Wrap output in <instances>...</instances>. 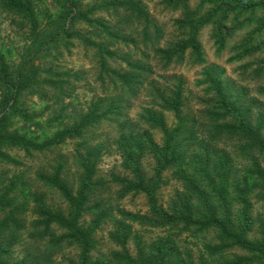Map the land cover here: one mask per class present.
Segmentation results:
<instances>
[{"label":"trees","instance_id":"trees-1","mask_svg":"<svg viewBox=\"0 0 264 264\" xmlns=\"http://www.w3.org/2000/svg\"><path fill=\"white\" fill-rule=\"evenodd\" d=\"M40 1L0 0V18L4 14L12 16L24 26L26 34L25 48L17 64L11 65L0 47V158L8 163L16 161L4 148L31 153L73 139L77 143L74 164L78 177L75 184L70 183L64 176L63 160L56 161L49 170L37 172V182L57 192L66 203L63 209L53 208L46 195L37 190H30L26 196L29 182L22 176L8 178L0 174V211L5 212L0 233L8 231L7 236L12 237L7 242L0 240V264H50L66 244L78 249L73 264H264V218L254 216L255 201L264 208V101L249 97L243 88L235 90L223 72L214 68L204 70L205 97L197 114L185 112L184 83L177 79L172 87L159 91L155 103L140 113L138 127L117 137L123 169L122 174H112L117 198L144 194L148 213L116 209L104 198L106 181L98 175L104 147L90 132L102 120L122 114V98L97 100L88 110L73 116L63 114L62 109L55 120L65 121V125L50 137H26L11 126L14 118L31 119L20 101L39 82L37 58L72 37L95 46L101 71L109 76L116 89L121 93L133 91L139 74L113 70L108 59H122L132 68L145 71L140 61L120 56L110 48V42L136 40L123 28H114L101 18L91 17L104 8L123 9L125 21L136 19L132 31L138 32L137 25L142 23L143 39L156 40V54L168 64L183 62L188 53L194 62L203 63L205 58L198 38L205 27H210L218 53L227 48L238 31L244 30L231 60L260 55L250 75L264 80V0H163L167 7L180 13L174 19L175 34L163 46L159 45L163 31L153 22L141 0H109L86 9L82 0H53L59 10L56 15L49 9L45 11L46 25L38 12ZM77 20L101 29L96 35L106 41L96 42L81 31L72 30ZM104 77L102 80H106ZM56 80L50 86L55 100L61 101L63 82ZM258 92L264 95V84ZM165 112L172 114V123L167 122ZM155 130L162 133V141L155 139ZM146 156L154 160L149 175L143 167ZM166 172H171L172 177L164 176ZM172 180L182 189L164 205L157 192ZM28 196L35 214L28 235L43 244L29 253V260L14 262L10 260L11 249L17 241V232L24 227L18 215L26 212ZM88 214L92 216L89 221ZM108 219L114 226L110 238L118 248L93 257L94 233ZM53 226L62 232L58 233ZM149 227L164 229L165 233L148 240L143 229ZM183 233L210 236L195 252L180 244L178 237ZM130 243L135 246L133 253ZM236 249L240 252L232 253Z\"/></svg>","mask_w":264,"mask_h":264},{"label":"rangeland","instance_id":"rangeland-1","mask_svg":"<svg viewBox=\"0 0 264 264\" xmlns=\"http://www.w3.org/2000/svg\"><path fill=\"white\" fill-rule=\"evenodd\" d=\"M109 0H82L83 8L94 3H102ZM146 5L153 22L161 27L163 31L162 39L159 43L163 46L176 31L174 19L179 17V11L167 7L163 0H141ZM49 9L53 15H56L59 8L53 0H42L38 3V12L42 19V24L48 23L45 11ZM125 15L123 9L104 8L91 14V17L101 18L109 25L116 28H123L125 32L131 34L136 42H110V48L116 50L120 56L132 58L140 61L145 67V71H139L127 65L122 59H108L113 70L123 72H133L139 74V81L133 86V91L122 93L111 83L109 76L101 71L100 59L97 55L95 46L79 37H72L68 42H63L57 48L41 53L37 58L36 64L40 66L38 75V84L32 91L23 94L20 106L30 115L29 121L22 118H14L11 122L13 130H17L26 137L42 138L53 136L56 131L65 125V121L55 120L56 114L63 109L65 113L73 116L76 112L86 111L92 102L105 98H122V114H113L108 119L102 120L98 125L92 128L90 135L94 136L95 141L102 144L104 149L98 164V175L106 181L104 189V198L112 202L118 209H124L131 212L148 213L149 206L147 197L144 194H130L123 199L117 198V185L112 180V174H122L121 156L117 148L116 139L123 132L131 128L138 127L140 124V113L150 108L155 103L157 94L165 87L169 88L176 84L177 79L183 80L185 112L188 114H197L203 106L205 97V85L202 83V75L205 69L214 68L217 72H223L224 78L232 83V87L243 88L248 92L249 97L256 96L264 101V95L258 92L259 86L264 84V80L252 77L251 69L254 62L260 55L245 57L243 60L232 61L231 56L234 53V46L238 40L245 34L244 30L237 32L234 38L230 39L227 48L218 53L211 36L210 27H205L199 34V42L202 47V54L205 61L194 62L190 53L187 58L181 62L166 63L156 54V40L145 41L140 33L143 24L137 25L138 32L132 31L137 20L125 21L122 16ZM123 19V20H122ZM127 20V19H126ZM25 28L12 16L2 15L0 18V47L6 54L11 65L20 61V55L25 48ZM72 30L81 31L86 37L96 42H105L106 39H100L96 34L101 29L91 27L82 20H77ZM154 39V38H153ZM106 80H102V76ZM104 77V78H105ZM63 82V98L61 101L55 100L53 87L50 86L52 80ZM47 92V94H46ZM1 93V92H0ZM62 114V116H63ZM167 122L170 124L174 118L171 113H164ZM67 117V115H64ZM68 118V117H67ZM157 141H162V133L159 130L154 131ZM76 140L67 139L57 147L44 150H32L31 153L19 148H4L5 152L16 161L6 162L0 158V174L8 178L15 175L22 176L29 182L25 188L26 196L28 193L37 190L46 195L47 202L53 208L66 209V203L60 195L41 186L37 180V172L40 170H49L58 160L66 163L64 176L75 184L78 177V170L75 166ZM154 160L151 156L144 158L143 167L146 174H151ZM166 177H172L171 172L164 174ZM181 186L175 180L163 185L157 192L159 201L168 205L171 198ZM26 198V197H25ZM22 200V196H20ZM28 205L26 212L19 214L20 223L24 224L17 233V241L12 247L10 260L19 262L28 259L30 252L37 251L42 246L41 240H35L28 235L32 230V222L35 219L33 212V203L30 202V196L27 197ZM5 212L0 211V221L4 218ZM254 216L264 218V208L261 202L254 203ZM91 214L86 215L89 221ZM112 220L104 222L94 233L96 246L91 253L93 257H100L118 247L110 238L113 230ZM58 233L62 230L56 226L52 227ZM148 240L165 233L161 228L143 229ZM0 240L9 241L8 231H1ZM210 235H195L192 233H183L178 240L182 247L192 248L195 252L202 246V243L208 240ZM129 248L133 253L134 244L130 243ZM240 250H233L232 253H238ZM78 256V249L75 245L66 244L61 252L53 256L50 264H73ZM29 260V259H28Z\"/></svg>","mask_w":264,"mask_h":264}]
</instances>
